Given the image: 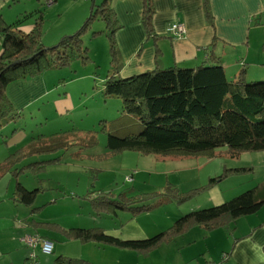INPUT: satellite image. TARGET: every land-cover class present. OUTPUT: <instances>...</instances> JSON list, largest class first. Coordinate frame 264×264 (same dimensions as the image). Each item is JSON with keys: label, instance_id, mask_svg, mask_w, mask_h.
<instances>
[{"label": "crops", "instance_id": "1", "mask_svg": "<svg viewBox=\"0 0 264 264\" xmlns=\"http://www.w3.org/2000/svg\"><path fill=\"white\" fill-rule=\"evenodd\" d=\"M11 1L0 0V17L7 24L19 20V16L27 12L10 7ZM64 5L63 0H56L53 7L60 9ZM154 6V35L147 37L141 22V0H111L118 25L114 34L119 57L116 77L128 78L148 70L168 67L193 69L209 63L215 57H219L224 71L226 68L231 69L233 76L243 70L248 80L264 77V0H207L206 4L204 0H154ZM10 11L18 16L11 21L8 20L12 17ZM90 11L91 1L81 12L89 15ZM79 13L80 11L76 15ZM172 22L185 26L183 36L166 34L165 28ZM70 23L73 27V23ZM34 25V21L24 18L17 28L28 33ZM225 55L229 57L226 61ZM109 64V74L105 77L102 74L99 76L94 70L100 83H104L111 74L110 59ZM44 72L7 85L5 93L13 109L20 115L22 113L19 109H26L37 104L38 99L49 97L46 94L48 90H44ZM82 76L93 78L89 74ZM70 80L73 82L74 79ZM53 92L57 93V112L66 116L75 110L71 95H64L66 88L62 91L64 96L59 94L61 91L57 86L53 87ZM126 120L133 121L127 117ZM15 126L16 121L0 129V149L2 146L7 149L19 147L18 145L34 138L27 135V139L24 133L17 132ZM31 156L35 158L31 162L52 159ZM85 157L90 156H81ZM57 163L61 166V157ZM15 167L18 168L17 172L13 168L0 172V264H27L31 254L35 255L36 264H56L59 257L79 259L91 264H264V214L261 210L211 230L194 226L145 251L67 238L64 233L57 231L59 228L99 229L106 235L124 241L148 239L166 230L182 214L219 205L232 198L235 195L230 194L232 187L221 189V181L208 186L201 197L189 199V202H196L177 210L174 217L165 218V211L155 210L154 212L161 213V218L155 219L154 214H147V210L134 214L126 210L93 208L88 198L91 193L87 189L90 183L89 173L91 170L95 171L94 168L74 172L77 175L75 188L82 189L84 186L85 194L80 195L76 190L71 197L66 195L59 200L60 198L55 197L58 194L55 191V194L50 192L49 198L40 199L38 195L45 189L41 186L42 191L37 194L34 202L30 205L23 204L15 199L17 184L33 190L44 183L45 178L41 175L42 172H31L26 167L17 165ZM21 173L27 175L22 176ZM22 177L25 178L24 181H21ZM263 187L264 183L255 186V195L259 194L261 197L264 194ZM166 202L168 201L154 205L157 208ZM29 234L50 239L53 242L52 253L45 254L39 247L32 249L26 246L21 238ZM224 254L227 258H222ZM223 259L227 260L222 262Z\"/></svg>", "mask_w": 264, "mask_h": 264}, {"label": "trees", "instance_id": "2", "mask_svg": "<svg viewBox=\"0 0 264 264\" xmlns=\"http://www.w3.org/2000/svg\"><path fill=\"white\" fill-rule=\"evenodd\" d=\"M91 1V11L75 34L64 36L60 43L52 48H45L40 41L41 33L36 22L28 33L17 27L23 19L7 24L0 17V129L19 119L9 101L5 89L13 81L34 77L50 68H59L69 60L85 57L80 36L85 26L92 20L101 19L106 24L109 41L111 74L103 83V94L121 100V116L134 118L140 124L137 133L120 136L113 131L107 134L106 153H119L134 150L144 155L160 156H204L212 158L215 150L226 147V156L238 158L243 152L264 150V80H248L243 70L231 79L226 77L219 57L196 68L168 67L148 70L128 78L116 77L119 57L115 40L117 15L111 7V0ZM205 4L207 0H204ZM141 22L147 37L154 35L153 14L154 0H141ZM205 9L207 6H204ZM208 15V11L206 10ZM29 16V15H26ZM41 18V17H40ZM110 28V29H109ZM100 32V31H99ZM99 32H92V36ZM118 125V121L111 127ZM102 129L107 128L104 122ZM80 134V132H79ZM55 138H32L28 143L8 155L0 162V172L15 167L22 156L46 154L54 148H65L77 136L72 133L58 134ZM83 147L92 146L98 137L97 131L82 133ZM89 145V146H88ZM58 162V158L29 163L26 169L31 172H43L47 164ZM21 170V168H20ZM250 170L247 167L227 168L220 175L211 177L208 184L200 185L187 192L172 188L168 194L155 192L153 204L165 201L182 203L198 195L208 186L221 181L225 176ZM41 188L27 190L19 183L15 189V199L23 204L34 202ZM110 192H98L89 196L91 206L97 210H126L139 213L145 208L138 206L141 200H132L121 194L119 198ZM264 199H256L252 188L225 202L208 208L191 210L179 216L170 227L161 233L144 240L124 241L104 234L99 229H58L67 238L82 241L92 240L137 251L152 249L162 240L179 234L194 226L207 230L225 226L239 217L257 212ZM96 210V211H97ZM56 264H91L83 260L59 257ZM210 264V263H208Z\"/></svg>", "mask_w": 264, "mask_h": 264}, {"label": "rangeland", "instance_id": "3", "mask_svg": "<svg viewBox=\"0 0 264 264\" xmlns=\"http://www.w3.org/2000/svg\"><path fill=\"white\" fill-rule=\"evenodd\" d=\"M63 1L65 5L60 9L53 7L56 0H12L10 7L22 11L26 10V13L19 16L20 19H30L34 21V24L37 22L41 33V43L45 48H52L57 46L64 36L75 34L88 17V14L84 15L81 11L90 5V0H86L87 2L85 0ZM99 2L100 0H96V3ZM7 11L8 9H6ZM79 11L80 13L76 15ZM10 12L12 17L8 19L9 21L18 17L13 11ZM70 22L73 23V27ZM106 27L105 22L98 18L85 26L80 39L82 49L85 50L86 48L87 50L85 51L86 56L84 58L76 56L70 59L65 66L53 67L45 70L46 72L43 71L46 73L44 90L45 92L48 90L46 94L49 97L38 99L37 104L35 103L26 109H19L22 114L16 121L15 127L17 132L24 133L25 137L28 135L29 138H37L42 135L44 138H55L60 133H66L67 136L76 133L77 136L71 139V143L78 140L81 142L80 145L74 144L65 148H54L50 150L53 152L33 155L44 158L61 157V166L57 162L47 164L46 169L41 173L45 181L38 185V188L43 186L45 189L39 193L40 199L49 198L50 192L55 194V191L58 193L55 194V197L60 198L59 200L66 195L71 197V194L75 193L76 190L80 192V195L85 194L84 186L82 189L75 188L77 175L74 172L94 168L95 171L91 170L89 173L90 183L87 189L91 193L89 195L95 196L102 191L110 192L116 196L115 198H119L121 194H125L132 200H141L137 202L138 206L145 208L152 206L153 209H151L152 207L149 208L151 211L147 209V214L152 213L155 219H160L161 213L154 212L155 210L165 211V218L174 217L177 210H181L185 205L196 201L189 202L186 200L182 203L168 201L156 208L153 204L156 199L152 196L155 192L168 194L171 192L168 190L172 188L187 192L201 184L204 185L209 178L220 175L227 168L238 167H247L250 170L225 176L221 180V189L232 187L230 194L237 196L258 184L264 183V150L243 152L238 158L226 156V147L216 149V156L212 158L144 155L134 150H124L105 155L108 152L106 143L109 131L124 136L137 133L140 130V124L137 120L127 121L125 117L121 116L120 99L104 96L103 83L97 80V75L94 73L96 70L99 76L102 74L104 77L109 74L110 56ZM92 32L99 33L92 36ZM228 58L226 55L224 56L225 61ZM225 71L226 77L231 79L233 77L231 69L226 68ZM84 74L93 75V78L90 76L83 77ZM72 78L74 79L73 82L70 80ZM256 80H264V77L253 81ZM54 86L58 87L59 92L61 91L60 95L64 94L62 91L66 88L64 95L70 94L76 106L75 110L66 116L57 112L55 108V102L58 99L55 96L57 93L53 92ZM115 120L118 121V125L111 127ZM101 122H104L107 128L102 129ZM88 130L97 131L98 137L92 146L83 147L81 144L85 145L86 141L82 140V133ZM29 138L27 137V139ZM27 143L8 149L2 146L0 161L8 153H16L17 149L22 148ZM78 151L81 152L77 153ZM88 154L90 157L81 158L82 155ZM34 159L27 155L26 158L17 163V166L25 168L29 162H41V160L31 162ZM26 175L23 174L22 176ZM24 179L22 177L21 181ZM203 193L204 190L190 199L201 197ZM258 195H255L256 199L264 198V194H261V197ZM259 210L264 214V202L257 212ZM95 214L98 216L97 212ZM226 260L223 259L222 262Z\"/></svg>", "mask_w": 264, "mask_h": 264}, {"label": "built area", "instance_id": "4", "mask_svg": "<svg viewBox=\"0 0 264 264\" xmlns=\"http://www.w3.org/2000/svg\"><path fill=\"white\" fill-rule=\"evenodd\" d=\"M165 32L166 34L172 35L174 37H181L185 33V26L182 23L172 22L166 26ZM21 240L26 246L32 249L39 247V249L45 254L52 253L53 251V242L50 239L42 238L35 234H29V235H24L21 238ZM226 256H227L226 254L223 255L224 258ZM35 258H36L35 255L31 254L29 256L27 264H36ZM210 264H214V263H210Z\"/></svg>", "mask_w": 264, "mask_h": 264}]
</instances>
